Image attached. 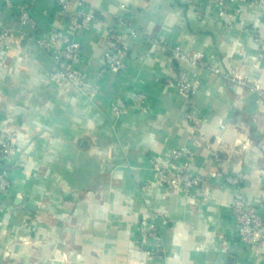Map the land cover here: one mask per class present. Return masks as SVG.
Segmentation results:
<instances>
[{"label": "crops", "instance_id": "0c3cea01", "mask_svg": "<svg viewBox=\"0 0 264 264\" xmlns=\"http://www.w3.org/2000/svg\"><path fill=\"white\" fill-rule=\"evenodd\" d=\"M10 1L0 0V143L13 136L17 153L0 157L11 180L0 197V264H264V247L240 242L231 213L244 198L264 217V0L231 3L226 17L214 0L201 11L193 0H83L95 17L81 29L74 4ZM120 19L139 35L126 69L104 73ZM52 31L81 44L94 99L51 78L55 60L36 41ZM164 43L200 60L178 61ZM182 74L200 83L190 97L177 89ZM183 146L199 180L189 197L157 182L151 166ZM154 215L168 221L159 252L140 232Z\"/></svg>", "mask_w": 264, "mask_h": 264}, {"label": "built area", "instance_id": "2783aa9c", "mask_svg": "<svg viewBox=\"0 0 264 264\" xmlns=\"http://www.w3.org/2000/svg\"><path fill=\"white\" fill-rule=\"evenodd\" d=\"M196 10L204 9L206 0H193ZM251 0H214L213 12L219 17L229 15V4L239 3L245 4ZM59 6L68 10L73 4L76 6V13L72 20L77 28H89L94 20L95 12L88 7L83 0H57ZM8 9L13 8L10 0H5ZM20 18L23 23L31 24L34 22L30 19V13L26 6L19 7ZM123 28L124 30H121ZM139 33L127 23L125 19H120L118 24L108 31V38L112 43L109 51L106 53L104 61V73L119 74L123 72L127 65L125 61L126 51L128 50L129 38L138 37ZM8 39V31L4 30L0 35V44ZM257 42L260 46V56H264V38L259 37ZM37 45L50 53L56 63V69L51 73V78L62 85H69L76 88L79 93L86 99H94L97 95V88L90 80H88L79 69L82 61L81 44L72 37H62L57 31L50 32L46 37L39 38ZM159 44L153 41L152 45ZM165 48L172 51L174 57L178 61L196 63L200 60L198 54L184 53L179 46L163 44ZM177 89L179 93L185 97H190L199 88L200 83L182 74L177 78ZM137 103L140 107H144L146 96L140 94L137 97ZM113 112L120 115L125 110L118 106H113ZM187 119L194 121L193 114H188ZM17 153L15 139L10 138L9 141L0 143V157L8 159ZM195 156V152L189 147H177L170 150L169 162L164 163L157 160L151 161L153 175L157 182L166 185L169 189L183 193L189 197L199 185L198 177L192 172L191 160ZM216 160H220L218 155ZM241 180L238 176H227L226 183L232 187H237ZM11 185L10 175L6 169L0 170V195H6ZM236 231L240 242L249 249H256L260 246L264 247V217L255 207L248 205L244 198L235 200L231 206ZM167 219L161 215H154L149 219L140 221V232L144 237H148L157 241L156 252L160 251L159 237L161 225L167 224ZM152 256L154 253L146 252Z\"/></svg>", "mask_w": 264, "mask_h": 264}, {"label": "rangeland", "instance_id": "374dc122", "mask_svg": "<svg viewBox=\"0 0 264 264\" xmlns=\"http://www.w3.org/2000/svg\"><path fill=\"white\" fill-rule=\"evenodd\" d=\"M10 138H14L13 136H10L6 141H9V139ZM15 145H16V142H15ZM16 148H17V146H16ZM15 156V155H14ZM14 156H10V157H8V159L7 160H9V159H11L12 157H14ZM10 175V174H9ZM11 181V180H10ZM11 186V185H10ZM7 194V193H6ZM0 197H1V195H0Z\"/></svg>", "mask_w": 264, "mask_h": 264}]
</instances>
